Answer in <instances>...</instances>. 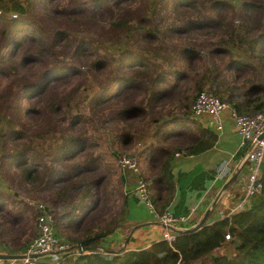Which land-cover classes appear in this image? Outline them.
Masks as SVG:
<instances>
[{
  "label": "trees",
  "instance_id": "trees-1",
  "mask_svg": "<svg viewBox=\"0 0 264 264\" xmlns=\"http://www.w3.org/2000/svg\"><path fill=\"white\" fill-rule=\"evenodd\" d=\"M36 1L0 0V74L9 78L0 92V182L8 184H0V250L20 254L40 234L43 203L70 247L89 241L88 252L63 251L52 264H264V189L232 217L177 230L172 243L162 238L140 249L103 243L120 227L128 201L119 154L139 163L146 159L154 168L155 145L189 130L187 123L196 122L194 100L215 84V93L241 112L264 109V0H57L41 8ZM171 2L189 8L173 11ZM160 8H165L162 22L154 18ZM199 27L205 31L192 36ZM26 35L35 41L28 43ZM12 42L23 48L7 55ZM30 61L41 64L32 75L26 70ZM70 74L77 75L72 83L53 81ZM49 83L54 85L41 107L36 103L31 109L42 117L32 122L23 116L20 98ZM115 84L133 87L132 95L119 107L98 110V101ZM82 121L87 129L73 132ZM196 134L187 147L191 152L217 140L204 128ZM168 152L169 146L161 154L157 192L161 183L171 184ZM103 162L112 167L92 173L89 167ZM60 174L65 179L59 180ZM14 183L18 193L10 189ZM25 195L37 199L26 218ZM228 232L232 240L226 239Z\"/></svg>",
  "mask_w": 264,
  "mask_h": 264
},
{
  "label": "crops",
  "instance_id": "crops-1",
  "mask_svg": "<svg viewBox=\"0 0 264 264\" xmlns=\"http://www.w3.org/2000/svg\"><path fill=\"white\" fill-rule=\"evenodd\" d=\"M195 121L192 123L188 122L189 130L180 132L178 137L165 138L162 146L159 143L155 145L157 158L155 159L154 168L151 167L146 159H142L139 172L124 169L131 183L128 187L129 193L124 192L128 200L125 207V216H123L117 231L106 236L103 242L105 245H113L116 248L127 245L130 249H140L149 247L163 238L164 226L154 218L152 212L141 198L140 193L134 190V183L141 174L152 178V184L155 178L151 189L153 197L151 199L158 210L159 207H162L165 210L170 209L175 214L186 215L189 213L188 215L192 216L190 221L192 227L203 218L209 209L210 203L214 199L216 200L218 192L227 182V178H219L217 176L218 165L226 160L230 161L231 166L239 165L250 149L251 142L249 140L242 141L243 138L238 132L230 109H226L218 121L217 119L213 120L210 115L196 116ZM191 128H193L192 131L190 130ZM201 128L212 131L217 135L214 145L199 152L187 150V147L197 141V139L195 140L196 132L200 133ZM204 138L205 140L203 141L206 143V138L208 137L205 136ZM178 139H183V141L176 142ZM168 146L169 157L166 159V163L168 167H172L173 171L170 174L171 184L165 186L161 183L158 186L161 187V190L157 192L156 183L159 178V165L162 163V157L164 156L161 154L166 152ZM262 172L264 179V166ZM132 174L138 176L134 178ZM222 179H225L223 183L221 182ZM120 197L122 198V196ZM208 197L210 198V203L203 210H198V213H196L197 209L203 207ZM234 201L235 199L232 198V202ZM215 215L211 211L207 222L212 221ZM0 252L3 251L0 250Z\"/></svg>",
  "mask_w": 264,
  "mask_h": 264
},
{
  "label": "built area",
  "instance_id": "built-area-1",
  "mask_svg": "<svg viewBox=\"0 0 264 264\" xmlns=\"http://www.w3.org/2000/svg\"><path fill=\"white\" fill-rule=\"evenodd\" d=\"M217 86L215 85L214 89ZM237 100L240 99L238 94ZM231 110V115L235 121L238 132L243 138V142L249 140L251 147L244 156L241 163L237 166H231L230 161L221 162L217 167V176L219 178H227L236 173L234 180L226 187L218 192L217 202L210 203L209 209L216 215L211 224L215 220L232 217V215L240 209L247 208L253 198L264 189L263 166H264V109L254 112L243 113L234 102L224 100L211 89H203L199 92L192 104L193 113L196 116L210 115L212 119L221 117L226 110ZM220 128V127H218ZM118 163L126 169L139 172L140 163L138 158L126 153L119 154ZM244 170L242 171V169ZM127 177L125 185L127 190L131 184ZM152 178L140 175L134 183V190L140 193L141 198L146 206L152 212L154 218L161 222L164 226L163 239L173 242L177 237V230H186L192 227L191 215L175 214L170 209L160 212L154 205L150 195V184ZM232 198L235 199L232 202ZM221 201L219 202V200ZM32 203V202H31ZM33 204V203H32ZM44 204L40 203L42 211L37 215V225L40 234L35 236L22 250L19 258L0 259V264H52L57 261L56 254L67 250L70 245L57 232L55 228L56 217L50 210L44 209ZM59 215L63 217V208L59 207ZM195 210V209H193ZM234 237L230 232L226 234V239L232 240ZM82 252H88L84 249H76L71 251L70 255H79ZM56 257V258H54Z\"/></svg>",
  "mask_w": 264,
  "mask_h": 264
},
{
  "label": "rangeland",
  "instance_id": "rangeland-1",
  "mask_svg": "<svg viewBox=\"0 0 264 264\" xmlns=\"http://www.w3.org/2000/svg\"><path fill=\"white\" fill-rule=\"evenodd\" d=\"M44 2H46L47 6L52 7L53 5H55L57 0H37L36 1L37 7L41 8L42 5L44 4ZM168 7L170 9H172L173 11L177 10V9L186 10L187 8H189L184 2H180V3L171 2ZM1 10L2 9L0 8V11ZM103 10H105V9H103ZM164 11H165V8H160V9H156L155 10L154 18L158 22H162L164 20V16H165V12ZM14 15H15V12L13 11V16ZM204 31H205V28H201V27L196 28L194 30V32L192 33V36H198L197 34L203 33ZM25 37H28V35H26ZM2 41H3V39L0 38V44H2L1 43ZM34 41H35V38L34 39L32 37H28L27 38V42L28 43H32ZM22 48H23L22 45H16L14 42H12L7 47L6 54L8 55V54L14 53L16 55L18 52L21 51ZM40 69H41V64L38 61H30L26 65V70L31 75L37 73L38 70H40ZM76 77H77L76 74H70L65 79L64 78H60V80H57L56 78H53V81L55 83H57L58 85H61L64 82V80H66V82H68V83H72L75 80ZM8 82H9V78L7 77V75L0 74V92L7 86ZM54 82H52V83H54ZM54 84H50L49 83V86L47 87V89L43 88V87L39 88L36 94H33V92H27V93H24L21 96L20 102L22 103V114H23V116L25 118L28 117V119L30 121L36 123V121H38L42 117L41 114L37 113L36 111H32L31 110L32 109V105L38 103L37 104V108H40L41 107V103H42L41 99L43 97H45V94L47 93L48 89L51 86H53ZM215 85H217V84H215ZM215 85L213 86L212 90H215L214 89ZM132 92H133V87H131V86H121V85L115 84L98 101L97 109L98 110H102V109H104L106 107H119L126 101V99H128L132 95ZM104 111H106V110H104ZM110 125H111V120L107 119L106 120V126L109 127ZM85 126H87V124L84 121L78 122L75 125H73V132H78V131H80V130H82L84 128L87 129ZM90 131L92 133L93 130H90ZM106 131H108V130H106ZM106 131H105V133H107ZM104 147H106V146L104 145ZM102 148H103V146H102ZM111 167H112V165L110 163L103 162V163H99V164H92L89 168L93 171L92 173H105ZM12 171L13 172L16 171L15 167H12L11 172ZM171 172H173L172 171V167H168L167 168L168 180H170V173ZM106 175H109V173H107ZM12 176L14 177V175H12ZM132 176L134 178H136L138 175L132 174ZM63 179H65V177H63V175L60 174L59 180H63ZM107 179H108V176H106V178L102 181L103 182V185H102L103 187L99 189V194L102 197H105V195L107 194V191H106ZM224 181H225V179L221 180L222 183ZM0 184L3 186V188L5 186L6 187L8 186V184H5L4 182H0ZM14 184L15 185H13L10 189L13 192H17L18 193V190L20 188L16 185V183H14ZM112 188H113V184L109 186V189H112ZM22 201H23V204H21V209L24 212V217L26 218V217H28V213H32L33 212L32 211L34 209L33 205L36 204L37 199L33 198L31 195H25V196H21V202ZM209 203H210V198L208 197L207 200H206V203L203 205V207H200L199 209H197L196 213H198V210H203V208L206 207ZM99 206L100 205L94 207L95 210L92 212L91 215L88 214L89 219L93 218V216L97 213L95 211H96V209ZM5 211H6V209H5ZM188 214H186V215H188ZM29 216H31V214ZM20 223H22L21 220H20ZM21 226L22 225H19V227H21ZM1 229L2 228H0V230ZM226 250L229 251L230 248L227 246ZM230 252L232 253L233 250H230ZM54 258H56V257H54Z\"/></svg>",
  "mask_w": 264,
  "mask_h": 264
},
{
  "label": "water",
  "instance_id": "water-1",
  "mask_svg": "<svg viewBox=\"0 0 264 264\" xmlns=\"http://www.w3.org/2000/svg\"><path fill=\"white\" fill-rule=\"evenodd\" d=\"M236 174H233L230 179L225 183L224 187L228 186L235 178ZM218 197H216V200L214 203L217 202ZM211 213V209H208L207 212L205 213V215L203 216V218L193 227H191L190 229H196L198 227H200L202 224H204L207 220V218L209 217ZM86 243H89V241L87 242H80L74 246L69 247L67 250H72V249H84L86 248ZM92 249H96L97 246L93 245L91 247ZM63 252V251H62ZM20 256H22V254L19 253H5V252H0V259H13V258H19Z\"/></svg>",
  "mask_w": 264,
  "mask_h": 264
}]
</instances>
